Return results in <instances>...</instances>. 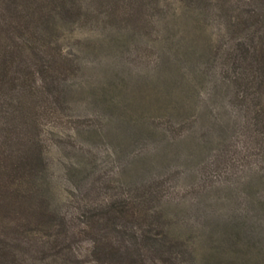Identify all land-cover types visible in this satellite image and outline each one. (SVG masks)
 I'll return each instance as SVG.
<instances>
[{
    "label": "rangeland",
    "instance_id": "374dc122",
    "mask_svg": "<svg viewBox=\"0 0 264 264\" xmlns=\"http://www.w3.org/2000/svg\"><path fill=\"white\" fill-rule=\"evenodd\" d=\"M83 19L61 40L74 61L64 103L54 109L45 97L29 98L41 117L50 161L42 183L52 205L67 198L77 215L88 202L139 197L152 187V199L166 201L154 203L179 239L170 249L183 264H264V136L249 102L228 85L227 25L197 35L156 17L133 35ZM208 37L218 47L211 60L186 59L183 50ZM74 167L85 177L70 182Z\"/></svg>",
    "mask_w": 264,
    "mask_h": 264
},
{
    "label": "trees",
    "instance_id": "16d2710c",
    "mask_svg": "<svg viewBox=\"0 0 264 264\" xmlns=\"http://www.w3.org/2000/svg\"><path fill=\"white\" fill-rule=\"evenodd\" d=\"M169 15L173 27L197 35L217 22L227 25L228 85L249 102L264 136V0H0V264H183L170 249L179 239L154 203L166 201L153 200L152 187L139 197L88 202L77 215L67 198L52 205L42 183L50 161L40 139L41 117L29 103L38 96L54 109L62 105L63 81L74 61L61 40L81 19L139 35L156 17L169 25ZM215 49L208 37L183 53L190 62L197 53L211 60ZM167 94L161 89L158 97ZM141 118L149 132V118ZM167 132L161 134L168 142ZM73 169L70 182L86 171Z\"/></svg>",
    "mask_w": 264,
    "mask_h": 264
}]
</instances>
